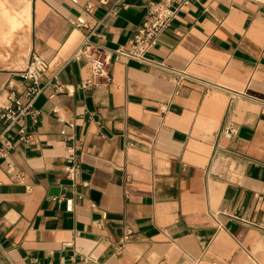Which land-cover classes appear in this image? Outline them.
<instances>
[{
  "label": "crops",
  "instance_id": "crops-1",
  "mask_svg": "<svg viewBox=\"0 0 264 264\" xmlns=\"http://www.w3.org/2000/svg\"><path fill=\"white\" fill-rule=\"evenodd\" d=\"M158 1L32 0L48 67L29 140L14 125L0 142V264H264V0H190L144 63L81 88L85 38L127 48Z\"/></svg>",
  "mask_w": 264,
  "mask_h": 264
},
{
  "label": "built area",
  "instance_id": "built-area-1",
  "mask_svg": "<svg viewBox=\"0 0 264 264\" xmlns=\"http://www.w3.org/2000/svg\"><path fill=\"white\" fill-rule=\"evenodd\" d=\"M190 0H159L151 2L148 5V12L134 31L127 48H118L116 50H102L96 48L85 38L77 55L84 56L92 69V78L81 84L82 89L95 88L109 80L110 66L112 62L122 59L144 63L146 54L157 45L160 35L165 32L179 14V12L189 4ZM106 4L107 0H101ZM91 6H88L90 8ZM117 9H111L112 14H116ZM72 26L76 28H86V21L79 17L70 20ZM48 63L37 53H32L26 67L16 71L20 83L24 85L21 93L15 89L6 91L4 100L0 96V123H4V129L0 130V142L4 140L5 133L14 125L21 126L18 130L20 139L28 141L26 128L21 125L29 117L36 122L38 112L34 108L36 98L43 92L40 85L41 78L47 70ZM173 82L179 85L182 81L188 79L185 71L170 69ZM25 100V101H24ZM225 134H237V128L234 123H229L223 129ZM9 143L7 142V145ZM2 151V150H0ZM4 155V154H2ZM71 162V161H69ZM70 176L78 173L77 165L67 166ZM231 220L245 225H254L245 215L239 213L230 217ZM212 264H223L221 262H212Z\"/></svg>",
  "mask_w": 264,
  "mask_h": 264
},
{
  "label": "rangeland",
  "instance_id": "rangeland-1",
  "mask_svg": "<svg viewBox=\"0 0 264 264\" xmlns=\"http://www.w3.org/2000/svg\"><path fill=\"white\" fill-rule=\"evenodd\" d=\"M32 0H0V73L26 67L31 53Z\"/></svg>",
  "mask_w": 264,
  "mask_h": 264
}]
</instances>
